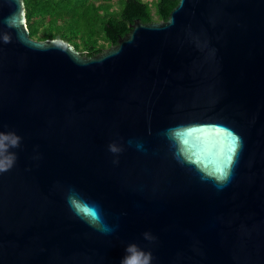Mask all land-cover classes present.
Here are the masks:
<instances>
[{
    "label": "water",
    "instance_id": "obj_1",
    "mask_svg": "<svg viewBox=\"0 0 264 264\" xmlns=\"http://www.w3.org/2000/svg\"><path fill=\"white\" fill-rule=\"evenodd\" d=\"M4 136L0 264H264V0H176L92 56L0 0Z\"/></svg>",
    "mask_w": 264,
    "mask_h": 264
},
{
    "label": "trees",
    "instance_id": "obj_2",
    "mask_svg": "<svg viewBox=\"0 0 264 264\" xmlns=\"http://www.w3.org/2000/svg\"><path fill=\"white\" fill-rule=\"evenodd\" d=\"M175 4L176 0H23L29 37L58 38L86 56L115 44L134 19H166Z\"/></svg>",
    "mask_w": 264,
    "mask_h": 264
},
{
    "label": "clouds",
    "instance_id": "obj_3",
    "mask_svg": "<svg viewBox=\"0 0 264 264\" xmlns=\"http://www.w3.org/2000/svg\"><path fill=\"white\" fill-rule=\"evenodd\" d=\"M7 141V143H5ZM19 141L17 139H9V137L4 136L0 139V172L8 171L15 163L16 156L14 153L9 151V148L18 147ZM143 257V264H149L150 254H145L143 252L136 253V257L128 261V264H140L139 258Z\"/></svg>",
    "mask_w": 264,
    "mask_h": 264
},
{
    "label": "built area",
    "instance_id": "obj_4",
    "mask_svg": "<svg viewBox=\"0 0 264 264\" xmlns=\"http://www.w3.org/2000/svg\"><path fill=\"white\" fill-rule=\"evenodd\" d=\"M147 1H150V0H147Z\"/></svg>",
    "mask_w": 264,
    "mask_h": 264
}]
</instances>
